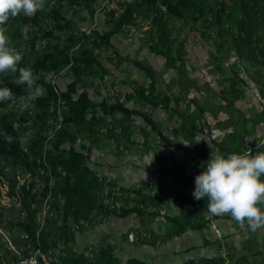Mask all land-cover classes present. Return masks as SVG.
<instances>
[{
	"label": "rangeland",
	"instance_id": "obj_1",
	"mask_svg": "<svg viewBox=\"0 0 264 264\" xmlns=\"http://www.w3.org/2000/svg\"><path fill=\"white\" fill-rule=\"evenodd\" d=\"M227 2L196 0V20L168 15L169 42L162 53L154 51L160 45L152 14L142 0H44L39 23L28 25L27 38L22 21L18 26L12 19L7 22L6 35L22 54L18 67L30 68L36 56L56 54L57 49L69 56L60 57L56 67L45 73L56 96L49 101L44 119L38 115L44 107L34 99L30 103L36 112L29 117L30 126H25L28 94H13L14 100L0 102V117L9 115L14 126H21L25 150L30 151L34 140L38 144L43 136L48 137L43 150L49 147L66 109L59 91L77 78V88L85 90L92 102H125L137 111L129 119L121 113L105 117L94 133L83 126H67L75 146L89 152L87 164L100 178L99 200L108 208L105 213L94 212L70 240V246L87 257H93L99 244L107 243L121 261L135 257L147 264H183L201 255L231 253L233 260H243L240 264L264 263V229L251 232L247 221L241 224L227 214H209L212 219L203 230L171 235L166 219L178 213L181 194L193 196L195 177L203 171L194 156L208 160L211 152H217L215 142L232 145L239 136L245 141L242 154L246 149L253 155L264 151V76L237 58L229 46L233 28ZM98 33H109L108 45L97 46ZM83 52H89L95 62L73 63L72 58ZM167 53L175 60L172 66ZM134 61L148 66L152 76ZM151 81L153 96H168V105L160 97L148 102L137 92L145 87L149 94ZM33 91L43 97L45 85L34 82ZM50 121H54L52 130ZM160 133L175 145H166ZM64 140V145L70 143L67 136ZM47 184L46 192L42 170L31 171L0 157V264H14L26 250L25 239L29 248H35L15 225L25 213L11 185L14 190L22 185L31 190L37 221L46 229L50 244L46 253L41 250L43 258L52 264L50 260L62 252L58 229L62 200L53 177ZM201 200L207 203L206 198ZM123 210L129 212L121 215ZM4 233L12 236L14 247L6 244Z\"/></svg>",
	"mask_w": 264,
	"mask_h": 264
},
{
	"label": "trees",
	"instance_id": "obj_2",
	"mask_svg": "<svg viewBox=\"0 0 264 264\" xmlns=\"http://www.w3.org/2000/svg\"><path fill=\"white\" fill-rule=\"evenodd\" d=\"M83 2L86 0H82ZM89 2L86 4L88 5ZM142 3L148 7L152 14V24L155 27V36L158 48L154 51L161 52L169 42L168 33V15L177 17L191 16L194 20L196 0H142ZM227 5L232 9L230 20L233 32L229 35L228 44L235 52L237 58L243 59L253 65L261 75L264 76V0H228ZM224 6V3L221 4ZM39 12V11H38ZM38 12L27 17L20 15L18 19H12L15 26L19 22L24 25H37ZM97 46L109 44V33H98ZM11 45L14 47L12 38ZM56 54L45 52L41 56H36L32 61L30 69L36 77L35 82L45 85V96H37L35 99L38 105L43 106V110L38 114L41 119L47 115V106L49 101L56 96V92L51 83L45 81V73L54 69L58 64L59 58H69L67 51L57 49ZM169 65H174L175 60L168 53L165 54ZM73 63L92 64L94 57L89 52H83L80 57L72 58ZM21 63V61H20ZM135 65L151 75L150 68L138 61ZM77 71V68H73ZM11 73L0 77V87L7 86L11 88L13 94L25 93V85H16ZM78 79V78H77ZM77 79L72 80L66 85L64 90H60L63 104L66 106L63 112L62 127L56 130L55 136L50 140V145L43 150V140L38 144L34 140L30 146V151L24 149L22 140L21 126H14L9 115L0 117V157L12 159L15 163L24 166L31 171L39 172L42 170L46 175V192L48 181L54 178L57 184V192L61 197L60 205V226L59 240L63 245L62 252L57 256L56 261L51 260L52 264H147L138 258H128L121 261L115 254L110 244H99L93 257H87L83 252L75 250L70 246V240L73 238L77 228L81 227L83 222L90 220L94 212L105 213L108 211L99 200L101 183L99 176L87 164L89 152L75 146V136L67 130L68 125L83 126L86 130L94 133L97 124L101 123L105 117L121 113L126 119L130 115L137 113L135 109L125 106V102L110 104L102 101L92 102L85 90L77 88ZM149 94H145V87H138L137 92L148 102L152 98L160 97L162 103L166 106L169 103L168 96H153L154 85L150 82L147 88ZM46 110V111H45ZM47 112V113H46ZM148 124L153 125V121L144 116ZM10 136L9 142L5 136ZM67 136L70 143L64 145V137ZM159 137L166 145H175L160 133ZM37 145V146H36ZM217 151L227 155L229 153H241L245 145L244 138L241 136L233 138V144L228 145L223 141L215 142ZM193 161L198 167L204 170L201 165L207 161L199 156H194ZM206 167V165H204ZM264 179V177H262ZM11 192L14 194L22 211L25 213L24 219H18L15 225L24 233L25 237L46 253L50 244L48 233L45 228L40 227L36 217V208L34 197L30 188L22 185L20 190H14L11 185ZM157 198H152L155 201ZM179 207L177 214L166 215L170 223L168 233L171 235H180L188 230H203L211 221V216L207 211V203L204 200H196L193 196L181 194L178 197ZM129 210H123L121 215H126ZM227 217L233 219L229 214ZM3 221V212L0 206V223ZM1 244V241H0ZM233 254L222 255H201L198 258H188L183 264H240L242 259H234ZM233 260L232 263L227 261ZM245 260V259H244ZM264 264V263H261Z\"/></svg>",
	"mask_w": 264,
	"mask_h": 264
},
{
	"label": "clouds",
	"instance_id": "obj_3",
	"mask_svg": "<svg viewBox=\"0 0 264 264\" xmlns=\"http://www.w3.org/2000/svg\"><path fill=\"white\" fill-rule=\"evenodd\" d=\"M43 9L44 0H0V74L11 73L15 77L14 84L25 85L29 101L24 104L25 108L31 107L30 101L42 93L33 91L36 79L33 71L28 67H18L22 54L11 45L6 35V24L10 18L21 14L32 17ZM29 27L25 25L22 29L25 38ZM12 100L11 88L0 87V102ZM5 138L11 141L10 136ZM201 167L204 170L195 177L192 195L196 200L207 199L210 215L229 214L238 223L247 221L251 232L264 229V151L255 155L251 149H246L243 154L211 152L210 158Z\"/></svg>",
	"mask_w": 264,
	"mask_h": 264
},
{
	"label": "built area",
	"instance_id": "obj_4",
	"mask_svg": "<svg viewBox=\"0 0 264 264\" xmlns=\"http://www.w3.org/2000/svg\"><path fill=\"white\" fill-rule=\"evenodd\" d=\"M21 94V93H17ZM36 106H32L29 109V113H27V119L25 121V126H30V120L29 117L32 116V114H35ZM63 122L61 121V124ZM51 130L54 125V121H50ZM49 136V135H48ZM48 138V137H47ZM47 138L45 139V143H47ZM4 241L9 247H14L15 241L13 240L12 236H10L8 233H4ZM23 249L26 248V250L22 251L20 256L15 260L14 264H48L43 259V252L41 249L37 246V248H29V246L26 244L25 241H23Z\"/></svg>",
	"mask_w": 264,
	"mask_h": 264
},
{
	"label": "bare ground",
	"instance_id": "obj_5",
	"mask_svg": "<svg viewBox=\"0 0 264 264\" xmlns=\"http://www.w3.org/2000/svg\"><path fill=\"white\" fill-rule=\"evenodd\" d=\"M36 248V247H35ZM44 260H45V262L46 263H48V261L45 259V258H43ZM51 261V260H50ZM54 261H56V259L54 258ZM52 263V262H51Z\"/></svg>",
	"mask_w": 264,
	"mask_h": 264
},
{
	"label": "crops",
	"instance_id": "obj_6",
	"mask_svg": "<svg viewBox=\"0 0 264 264\" xmlns=\"http://www.w3.org/2000/svg\"><path fill=\"white\" fill-rule=\"evenodd\" d=\"M25 242L27 243V242H28V240H27V239H25Z\"/></svg>",
	"mask_w": 264,
	"mask_h": 264
}]
</instances>
